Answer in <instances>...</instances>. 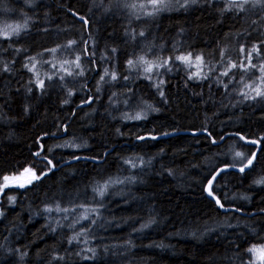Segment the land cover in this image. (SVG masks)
Wrapping results in <instances>:
<instances>
[{
  "label": "trees",
  "instance_id": "obj_1",
  "mask_svg": "<svg viewBox=\"0 0 264 264\" xmlns=\"http://www.w3.org/2000/svg\"><path fill=\"white\" fill-rule=\"evenodd\" d=\"M25 21L0 36V264H254L248 249L264 247V95L253 90L264 92V0H172L160 12L148 0H0V26ZM250 51L255 68L221 75L248 65ZM189 52L193 66L175 59ZM137 114L146 118H126ZM245 141L260 145L251 167L212 184L224 213L205 188L219 167L247 163L257 148ZM25 168L40 178L3 187Z\"/></svg>",
  "mask_w": 264,
  "mask_h": 264
},
{
  "label": "snow or ice",
  "instance_id": "obj_2",
  "mask_svg": "<svg viewBox=\"0 0 264 264\" xmlns=\"http://www.w3.org/2000/svg\"><path fill=\"white\" fill-rule=\"evenodd\" d=\"M192 2L195 3V0H192ZM148 3L151 4V5L154 7V9H155L156 12L166 11V10H171V6H172V0H148ZM126 6H127V7H130V8H135V7H137L135 4H130V5H126ZM182 6H183V5H182ZM235 6H236L235 4H232V7H235ZM139 7L144 8V7H146V5H144V4H140ZM73 14L75 15V13H73ZM148 14L151 15L152 13H148ZM80 19H81L84 23H87V21L84 20L83 17H80ZM9 27H11V26H9ZM26 28H27V21H25L23 25L17 24L14 28H12V31H11V32H8L7 30H5V31H3V32H0V35H2L4 38H10L12 35H17V36H18V35L20 34L21 29H26ZM141 35H143V33H141ZM74 43H75V41H69V43H68L67 45H64L63 47L71 48L72 44H74ZM58 47H59V46H58ZM57 50H58V49L54 48V49H50V50H46V51H50V52H52V53L54 54ZM85 51H87V50H85ZM240 51L243 52L244 49L241 48ZM251 51H257V54H259V53H258V48H257L256 46H254L253 49H252ZM251 51L249 52L248 65H245V64L243 63V61L239 64V66H238L237 64H235V63H231V64H230V67L228 68V70H226L225 72L221 73V75H228V72L231 71L232 68H237V67H239L242 73H247L249 65H250L252 68H255L256 65H251V59H250V58H251ZM221 55H223V53H222ZM33 59H34V58H33ZM175 59L187 63L189 67L193 66V65H192V53H190V52H189L186 56H176ZM195 60H196L197 62H199V65H200L201 68H202V67H203V63H204V62H203V56H202V55H197V56L195 57ZM79 61H80V57H79V56H77V57L75 58V61H72V63L75 64V67H76L77 69L80 68V63H79ZM140 62H145L143 57L140 58ZM64 63H69V62H68V61H64ZM145 63H146L148 66L145 67L144 71H145V72H151V71H152V66H151V64L148 63V62H145ZM163 63H164V65L166 66L167 63H168V60H165ZM128 64H129L130 66L133 65V61H132V60H129V61H128ZM25 67H27V65H25ZM52 67L55 68L56 65L53 64ZM157 67H159V65H157ZM5 70H6V69H5ZM31 70H32V69H29V71H31ZM259 70H260V72H261V77H259V79H260L261 81H264V64L260 65ZM65 72H66L67 75H73V72H72V71H68L67 69H65ZM75 74H76V75H83V71H79V72H77V73H75ZM105 75H108L107 70H105ZM193 76H197V77H199V73H193ZM193 76H189V79H192ZM51 78H52V77L49 76V79H51ZM115 78H116V77H115V74H113L112 79H115ZM146 78H150V77H146ZM201 78L206 79V78H207V75H205V76H203V77H201ZM60 79H63V77L61 76ZM103 79H104V77L102 76V77H101V80H103ZM241 82H243V78H242ZM161 83H163V81H161ZM38 87H40V88H43V87H44V82H43V80L38 81ZM157 87H159V85H157ZM225 87H227V85H225ZM245 87H251V86H250V85H245ZM253 90L256 92V95H257V96L264 95V92H262V91L260 90V87H259V86L255 87ZM241 94L244 95L246 99H248V98H253V99H254V98H255V97H250V96L248 95V93H241ZM160 95L163 96V92H162V91H161ZM86 102H90V101H86ZM148 107L151 108V105H148ZM126 118H127V119H141V118H146V117H141L140 114H137L136 116H128V117H126ZM221 139H223V138H221ZM240 139L243 140L244 137H240ZM250 142H251V143H257V141H250ZM213 143H215V141H213ZM41 148H43V146H41ZM36 155L39 156L40 154H39V153H36ZM235 156H236V157H241V158H243V154H242V153H239V152H237V153L235 154ZM253 159H255V153L252 154V158H251V159H248V160H247V163H246L243 167H241V168L239 169V171H240V172H244L245 168H247V167H249L250 165H252ZM48 163L51 164V161H48ZM233 166H234V165H233ZM220 171H224V169H221ZM24 172H25V173H30L31 176H32L34 179H39V178H40V177H37V176L35 175V173H34L30 168H25V169H24ZM217 175H219V173H217ZM3 179H4V181H5V183L3 184V187H8V186H10V185H9V180H10V178L7 177V176H5ZM13 179H15V178H13ZM214 180H215V176L212 177V179L208 181V195H209V197H211L212 199L215 200V202H216L217 205H219L221 208H223L224 205L220 202V200H219L218 198L215 197L214 192L212 191V183H213ZM28 182L30 183L31 181L29 180ZM117 182H122V181H111V180H110V181L107 182V183H117ZM107 183H106L103 187L98 188V189H94V190H95V191H98L100 196H103V195H104L105 188L107 187ZM256 183H264V178H262V179L259 180V181H256ZM19 186H20V187H24L25 185H24L23 183H21V184H19ZM0 190H2V189H0ZM80 207H84V206H83V205H80ZM47 210H48V211H51V209H47ZM57 211L68 212V211H75V209H67V208H65V209H60L59 207H57ZM90 211H95V209H91ZM82 218H83V219H87L88 216H87V215H84ZM93 223H94V221H93ZM146 226H147V225H142V227H146ZM248 251L253 252L254 255L257 254V249H255V248H250V249H248ZM258 259H259V261H260V264H264V247H262L261 249L258 250Z\"/></svg>",
  "mask_w": 264,
  "mask_h": 264
},
{
  "label": "water",
  "instance_id": "obj_3",
  "mask_svg": "<svg viewBox=\"0 0 264 264\" xmlns=\"http://www.w3.org/2000/svg\"><path fill=\"white\" fill-rule=\"evenodd\" d=\"M76 19L79 21V22H81V23H83V24H85L86 26H87V23H84L80 18H78V17H76ZM87 101H90V102H84V103H81V104H79L76 108L77 109H79V108H84V107H87L88 105H90L91 104V99H88ZM179 134H183V135H199V134H204V133H202V132H199V133H197V132H181V133H179ZM163 137H166V136H162V138ZM152 137H146L145 139H151ZM157 138H161V137H157ZM245 143H247L248 145H252V146H255L256 148H257V151L255 152V157H256V154L258 153V150H259V148H260V145H259V143L257 142V143H251L250 141H245ZM41 153V150L39 151V154ZM104 157H105V155L103 156V158L102 159H92V158H88V157H76V158H73V159H71V160H69V161H66V162H64V163H62L59 167H63V166H67V165H71V164H74V163H76V162H81V161H85V162H90V163H94V164H96V163H101L102 161H103V159H104ZM252 158V157H251ZM250 158V159H251ZM44 162H47L46 161V159H42ZM254 160L255 159H253V162H254ZM253 162H252V164H253ZM49 164V163H48ZM49 166H50V168L52 169V170H55L56 168L52 165V164H49ZM243 167V166H242ZM251 167V165L249 166V167H247V168H245V170H244V172H246L249 168ZM241 167H235V166H222V167H219L218 169H216L215 170V172L212 174V176H211V178H210V180L212 179V177H214L215 176V179L220 175V174H222V173H224V172H226V171H230V172H235V173H243V172H240L239 171V169H240ZM221 169H224V171H220ZM217 173H219V175H217ZM215 181V180H214ZM213 181V182H214ZM213 184V183H212ZM205 194H206V196H207V198L209 199V200H211L217 207H218V209L221 211V212H224V213H227V212H229V211H231L232 209H230V208H225V207H223V208H221L219 205H217L216 204V202H215V200L214 199H212L211 197H209V195H208V183H207V185H206V188H205Z\"/></svg>",
  "mask_w": 264,
  "mask_h": 264
},
{
  "label": "rangeland",
  "instance_id": "obj_4",
  "mask_svg": "<svg viewBox=\"0 0 264 264\" xmlns=\"http://www.w3.org/2000/svg\"><path fill=\"white\" fill-rule=\"evenodd\" d=\"M12 28H14L13 26L9 27V26H0V32H3L5 30H7L8 32L12 31ZM2 38H4L2 35H0ZM63 67V66H62ZM58 68H61L60 66ZM240 162V161H239ZM9 185L8 187H18V188H23L20 187L19 184L23 183L25 186L29 185L31 182L34 181V178L31 176L30 173H25L24 171L22 173H20L17 176L14 177H9ZM15 178V179H13ZM31 181L30 183L28 181ZM5 183V181L3 182V184ZM24 186V187H25ZM257 249V254L254 255L253 259H254V264H260V261L258 259V250L261 248H255Z\"/></svg>",
  "mask_w": 264,
  "mask_h": 264
}]
</instances>
